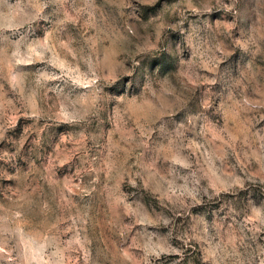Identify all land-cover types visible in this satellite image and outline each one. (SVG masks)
Returning <instances> with one entry per match:
<instances>
[{
    "label": "clouds",
    "instance_id": "obj_1",
    "mask_svg": "<svg viewBox=\"0 0 264 264\" xmlns=\"http://www.w3.org/2000/svg\"><path fill=\"white\" fill-rule=\"evenodd\" d=\"M0 264H264V0H0Z\"/></svg>",
    "mask_w": 264,
    "mask_h": 264
}]
</instances>
